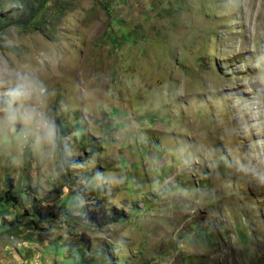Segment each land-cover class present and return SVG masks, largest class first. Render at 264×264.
Wrapping results in <instances>:
<instances>
[{"label": "rangeland", "instance_id": "rangeland-1", "mask_svg": "<svg viewBox=\"0 0 264 264\" xmlns=\"http://www.w3.org/2000/svg\"><path fill=\"white\" fill-rule=\"evenodd\" d=\"M26 1L0 0V264H264V0Z\"/></svg>", "mask_w": 264, "mask_h": 264}, {"label": "trees", "instance_id": "trees-1", "mask_svg": "<svg viewBox=\"0 0 264 264\" xmlns=\"http://www.w3.org/2000/svg\"><path fill=\"white\" fill-rule=\"evenodd\" d=\"M33 0H27L26 2H24V7L26 9H31L33 8ZM48 0H38L36 5H37V8L36 10H40L44 5L45 3L47 2ZM35 5V6H36ZM33 19H23V23L24 25H27V26H32V21ZM34 26V24H33ZM10 190H6L4 192L1 193L0 195V200L4 201L6 204L8 205H12L14 206V204H16V196L13 194V193H9ZM63 193L62 189H53L52 192L50 194L52 195H49L50 196V199H46L47 196L44 197L43 202H45V205L44 206V211L43 213L41 214H38L37 212H33L31 214L30 217L28 216H25V214L23 215H19V214H16V215H11V216H3L2 218V221L5 225H8V231L12 232L14 229L16 230V234H21V232L23 231H20L19 229V222L22 223V221L26 222V220H22V219H27V218H30L32 221H27V223H25L26 227L29 228V226H33L34 222L37 223V222H48V221H51L53 220V218H56V217H59L61 214H62V211H61V208L58 204L56 203H51V201L53 200H56L58 199L61 194ZM29 223H32V224H29Z\"/></svg>", "mask_w": 264, "mask_h": 264}, {"label": "bare ground", "instance_id": "bare-ground-1", "mask_svg": "<svg viewBox=\"0 0 264 264\" xmlns=\"http://www.w3.org/2000/svg\"><path fill=\"white\" fill-rule=\"evenodd\" d=\"M34 58V57H33Z\"/></svg>", "mask_w": 264, "mask_h": 264}]
</instances>
